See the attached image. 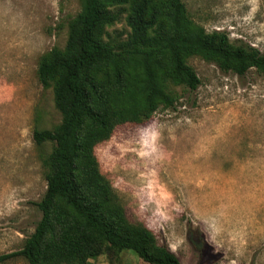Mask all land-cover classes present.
<instances>
[{
    "label": "rangeland",
    "instance_id": "obj_1",
    "mask_svg": "<svg viewBox=\"0 0 264 264\" xmlns=\"http://www.w3.org/2000/svg\"><path fill=\"white\" fill-rule=\"evenodd\" d=\"M82 0H0V256L21 250L41 219L46 191L36 129L62 116L38 79L40 58L64 48ZM208 32L264 54V0H182ZM122 39L124 17L108 29ZM201 84L174 88L175 108L118 126L97 145L101 173L131 223L143 224L182 264H264V75L222 72L189 58ZM2 264H28L22 257ZM89 264H148L130 251Z\"/></svg>",
    "mask_w": 264,
    "mask_h": 264
},
{
    "label": "trees",
    "instance_id": "obj_2",
    "mask_svg": "<svg viewBox=\"0 0 264 264\" xmlns=\"http://www.w3.org/2000/svg\"><path fill=\"white\" fill-rule=\"evenodd\" d=\"M124 17L125 39L108 29ZM200 57L225 73L264 75V54L223 31L208 32L182 0H82L68 22L64 48L44 54L38 79L51 88L61 122L36 129V145L51 144L46 191L35 205L41 219L21 250L0 256L28 264H89L102 254L130 251L148 264H182L143 224L131 223L95 149L126 123L148 122L175 108L174 88L201 81L188 64Z\"/></svg>",
    "mask_w": 264,
    "mask_h": 264
}]
</instances>
